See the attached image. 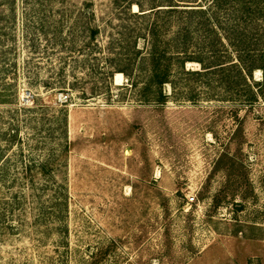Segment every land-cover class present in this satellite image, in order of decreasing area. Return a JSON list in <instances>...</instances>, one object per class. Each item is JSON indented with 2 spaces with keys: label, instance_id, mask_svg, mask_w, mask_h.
<instances>
[{
  "label": "rangeland",
  "instance_id": "374dc122",
  "mask_svg": "<svg viewBox=\"0 0 264 264\" xmlns=\"http://www.w3.org/2000/svg\"><path fill=\"white\" fill-rule=\"evenodd\" d=\"M262 69L264 0H0V264H264Z\"/></svg>",
  "mask_w": 264,
  "mask_h": 264
},
{
  "label": "trees",
  "instance_id": "16d2710c",
  "mask_svg": "<svg viewBox=\"0 0 264 264\" xmlns=\"http://www.w3.org/2000/svg\"><path fill=\"white\" fill-rule=\"evenodd\" d=\"M140 8L142 7V5H138ZM174 7V6H173ZM154 9V8H153ZM198 11H200L201 13H202V10H198ZM154 60L155 59H153V62H154ZM263 71H264V69H262ZM250 72V74H252V70L251 71H249ZM117 73H121V74H124L125 76H129V74H128V71H127V69H125V68H123V69H120V70H118V72ZM168 83V77H162V76H160V75H158V74H156L155 75V77H153L152 79H151V81L149 82V84H148V86H147V91L149 90V91H153L155 88L154 87H156L157 88V92H158V95H160L162 92H163V87H164V85L165 84H167ZM133 86H136V83H133ZM160 96H162V95H160ZM167 96H165V95H163V97H162V100H161V102L162 103H166V100H167V98H166ZM160 102V103H161ZM65 150L66 151H68L66 148H65ZM32 161H34L33 159H32ZM32 161H30V162H32ZM35 162V161H34ZM32 163V164H36V163ZM46 163H42V165L39 167V169H40V172H41V175L43 176V177H47L49 174H48V168L47 167H44V166H46L45 165ZM33 166V165H32ZM31 169H33V168H30L29 170L31 171ZM32 178V174H30L29 172H28V174H25V177H23V180H25L26 182H28L29 183V179H31ZM29 184H31L33 187H34V183H29ZM19 194H16L15 195V203L16 204H20V206H24V201L23 202H19ZM17 200V201H16Z\"/></svg>",
  "mask_w": 264,
  "mask_h": 264
},
{
  "label": "built area",
  "instance_id": "2783aa9c",
  "mask_svg": "<svg viewBox=\"0 0 264 264\" xmlns=\"http://www.w3.org/2000/svg\"><path fill=\"white\" fill-rule=\"evenodd\" d=\"M195 201V198H193V197H191L190 199H189V202H194Z\"/></svg>",
  "mask_w": 264,
  "mask_h": 264
}]
</instances>
